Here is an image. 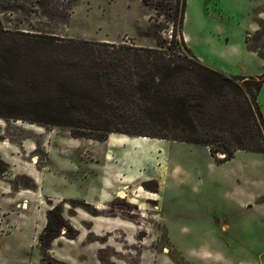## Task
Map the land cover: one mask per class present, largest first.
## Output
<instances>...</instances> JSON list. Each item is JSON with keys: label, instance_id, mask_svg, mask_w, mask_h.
I'll return each instance as SVG.
<instances>
[{"label": "rangeland", "instance_id": "obj_1", "mask_svg": "<svg viewBox=\"0 0 264 264\" xmlns=\"http://www.w3.org/2000/svg\"><path fill=\"white\" fill-rule=\"evenodd\" d=\"M177 1L0 0V21L155 46L171 40L174 19L166 16ZM261 1L187 0L181 33L208 66L262 75L264 21L247 44L242 28ZM4 70L0 264H264V153L238 151L219 162L203 145L120 133L74 137L37 121L24 76ZM259 102L264 112V79ZM56 206L67 223L46 246L41 236Z\"/></svg>", "mask_w": 264, "mask_h": 264}, {"label": "trees", "instance_id": "obj_2", "mask_svg": "<svg viewBox=\"0 0 264 264\" xmlns=\"http://www.w3.org/2000/svg\"><path fill=\"white\" fill-rule=\"evenodd\" d=\"M186 9L187 0H178L166 16L174 19L171 40L155 46L75 39L0 21V71L24 76L27 100L41 111L37 121L69 128L74 137L120 133L203 145L219 162L238 151L264 153V74L232 75L201 61L181 33ZM59 209L48 212L46 246L66 227L63 215H54Z\"/></svg>", "mask_w": 264, "mask_h": 264}, {"label": "crops", "instance_id": "obj_3", "mask_svg": "<svg viewBox=\"0 0 264 264\" xmlns=\"http://www.w3.org/2000/svg\"><path fill=\"white\" fill-rule=\"evenodd\" d=\"M264 1H261L260 4H257L255 8H253L252 15L250 16V19L243 23V33L245 34L243 36V42L244 44H247V40L249 38V34L255 33L259 29V20L264 21Z\"/></svg>", "mask_w": 264, "mask_h": 264}, {"label": "bare ground", "instance_id": "obj_4", "mask_svg": "<svg viewBox=\"0 0 264 264\" xmlns=\"http://www.w3.org/2000/svg\"><path fill=\"white\" fill-rule=\"evenodd\" d=\"M143 139H147V137H142ZM149 139V138H148ZM152 140V139H151ZM38 157V156H37ZM153 193V192H152ZM155 194V193H154ZM123 197V196H122ZM62 238H64V237H62Z\"/></svg>", "mask_w": 264, "mask_h": 264}]
</instances>
